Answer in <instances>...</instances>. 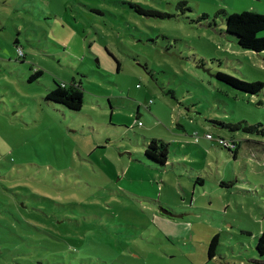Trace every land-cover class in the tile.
Masks as SVG:
<instances>
[{
    "label": "rangeland",
    "instance_id": "obj_1",
    "mask_svg": "<svg viewBox=\"0 0 264 264\" xmlns=\"http://www.w3.org/2000/svg\"><path fill=\"white\" fill-rule=\"evenodd\" d=\"M246 11L264 0H0V264H264V135L211 122L264 127V89L217 78L264 83V52L226 33ZM73 80L81 112L44 102ZM152 140L176 165L144 162Z\"/></svg>",
    "mask_w": 264,
    "mask_h": 264
},
{
    "label": "trees",
    "instance_id": "obj_2",
    "mask_svg": "<svg viewBox=\"0 0 264 264\" xmlns=\"http://www.w3.org/2000/svg\"><path fill=\"white\" fill-rule=\"evenodd\" d=\"M137 9L141 14H145L147 16L153 15V12L145 11L142 8ZM159 16L164 17L165 15L159 14ZM262 32H264V14L246 11L241 14H231L226 18V33L236 37L240 47L245 50L253 51L255 53L264 52V36H260ZM114 59L116 58L114 57ZM116 62L119 70L121 65L117 59ZM42 74L43 73L41 71H35L30 79V82L35 81V79H38ZM217 78L232 88L251 95H258L264 89V83L262 82L248 83L226 73H219ZM44 102L52 108H57L59 106L66 108L71 112H81L86 102V97L82 90L81 83L73 80L69 84L56 83V88L48 92L44 98ZM138 119L139 118L137 117V122H139ZM211 122L219 129H225L231 133L244 132L246 134L264 135V127L261 124L251 125L247 121L226 123L213 120ZM214 134L216 136L211 134L214 138L211 142L214 144V149L216 151H224L226 156L230 157V159H232V157L236 159L240 155V152L243 149L244 141L237 139L238 135H230V138H226L220 134V132ZM239 138L242 137L239 135ZM221 142H226L228 145L224 146ZM169 147L170 144L162 141L158 142L156 140H152L150 142H146L143 154L144 162L150 166L153 165L152 167H156L158 169L170 166L171 164L169 163V160L171 151ZM120 151V155L127 154L128 152H123L122 148H120ZM139 155H142L140 151L135 153V156ZM221 158L222 157L219 156V159ZM132 161H137L143 164L141 160H136L134 157H132ZM145 163L144 165H146ZM172 165H176V163H172ZM190 170L194 173H202L201 170H196L191 166ZM218 245L219 237L215 236L210 242L208 249V256L210 259H214L216 257ZM257 251L261 256H264V232L260 234Z\"/></svg>",
    "mask_w": 264,
    "mask_h": 264
},
{
    "label": "crops",
    "instance_id": "obj_3",
    "mask_svg": "<svg viewBox=\"0 0 264 264\" xmlns=\"http://www.w3.org/2000/svg\"><path fill=\"white\" fill-rule=\"evenodd\" d=\"M139 118V117H138ZM179 127H181L183 130H185V127L184 126H180L179 125ZM205 132H207L206 134H212L209 130H207V131H205ZM216 133V132H215ZM200 135V134H199ZM215 135V134H214ZM216 136V135H215ZM203 139H205V138H203ZM159 142V141H158ZM162 142H165V143H168V144H170L169 142H166V141H164V140H162ZM201 142L202 141H198L197 143V145H199V146H203V144H201ZM170 150L171 149H173L174 151H176V152H178V153H171V156H170V160H169V163L170 164H172V163H175V162H177L178 160H175V157H178V156H180L181 155V153H180V151H179V149H177V148H175V147H173L172 148V145L170 144ZM211 148L213 149V150H215L214 149V144H211ZM202 152V151H201ZM200 153V152H199ZM205 155V154H204ZM182 160H179V162H181ZM153 166V165H152Z\"/></svg>",
    "mask_w": 264,
    "mask_h": 264
},
{
    "label": "built area",
    "instance_id": "obj_4",
    "mask_svg": "<svg viewBox=\"0 0 264 264\" xmlns=\"http://www.w3.org/2000/svg\"><path fill=\"white\" fill-rule=\"evenodd\" d=\"M203 138H205V139H208V140H212V139H214L213 138V136L211 135V134H206L205 136H203ZM202 139V137L198 134V133H196L195 134V140H196V142H198V141H200ZM224 146H227L228 144L226 143V142H221Z\"/></svg>",
    "mask_w": 264,
    "mask_h": 264
},
{
    "label": "water",
    "instance_id": "obj_5",
    "mask_svg": "<svg viewBox=\"0 0 264 264\" xmlns=\"http://www.w3.org/2000/svg\"><path fill=\"white\" fill-rule=\"evenodd\" d=\"M167 215H169V216H172V217H174V215H171V214H169V213H167V212H165Z\"/></svg>",
    "mask_w": 264,
    "mask_h": 264
}]
</instances>
